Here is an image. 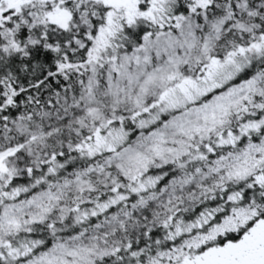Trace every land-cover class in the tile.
<instances>
[{
	"label": "snow or ice",
	"instance_id": "6c2138e0",
	"mask_svg": "<svg viewBox=\"0 0 264 264\" xmlns=\"http://www.w3.org/2000/svg\"><path fill=\"white\" fill-rule=\"evenodd\" d=\"M0 264H264V0H0Z\"/></svg>",
	"mask_w": 264,
	"mask_h": 264
}]
</instances>
